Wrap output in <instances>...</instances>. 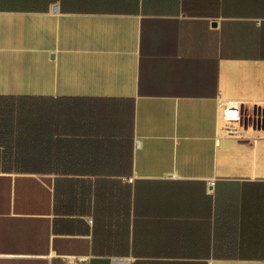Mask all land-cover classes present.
Returning <instances> with one entry per match:
<instances>
[{
    "label": "crops",
    "instance_id": "obj_1",
    "mask_svg": "<svg viewBox=\"0 0 264 264\" xmlns=\"http://www.w3.org/2000/svg\"><path fill=\"white\" fill-rule=\"evenodd\" d=\"M0 264H264V0H0Z\"/></svg>",
    "mask_w": 264,
    "mask_h": 264
},
{
    "label": "built area",
    "instance_id": "obj_2",
    "mask_svg": "<svg viewBox=\"0 0 264 264\" xmlns=\"http://www.w3.org/2000/svg\"><path fill=\"white\" fill-rule=\"evenodd\" d=\"M227 116L231 122H237L240 117V109L238 107L230 108L227 112Z\"/></svg>",
    "mask_w": 264,
    "mask_h": 264
}]
</instances>
